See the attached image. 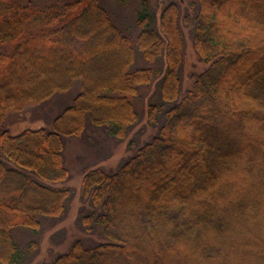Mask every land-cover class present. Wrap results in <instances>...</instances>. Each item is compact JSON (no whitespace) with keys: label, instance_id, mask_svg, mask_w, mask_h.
<instances>
[{"label":"trees","instance_id":"trees-1","mask_svg":"<svg viewBox=\"0 0 264 264\" xmlns=\"http://www.w3.org/2000/svg\"><path fill=\"white\" fill-rule=\"evenodd\" d=\"M51 1L0 0V128L83 83L54 131H2L0 264H28L35 244L21 248L13 231L39 234L40 218L59 217L75 197L56 187L70 178L64 138L88 120L123 138L141 118L135 99L154 88L147 109L158 135L80 187L90 209L79 222L104 241L76 242L52 264H264V0L193 3L183 22L207 68L185 93L178 5L158 18L140 0L134 43L99 0ZM137 51L164 67L134 69Z\"/></svg>","mask_w":264,"mask_h":264},{"label":"rangeland","instance_id":"rangeland-1","mask_svg":"<svg viewBox=\"0 0 264 264\" xmlns=\"http://www.w3.org/2000/svg\"><path fill=\"white\" fill-rule=\"evenodd\" d=\"M37 6H47L51 0H25ZM151 10L159 18L163 9L171 3L181 8V25L184 29L185 63L181 68L182 90H190L195 80L206 70L207 66L197 55L194 48L192 26H186L183 18L189 14L196 0H147ZM102 8L107 12L113 24L135 43L142 28L138 25V14L141 8L140 0H99ZM194 8L191 10L193 14ZM193 18V15H191ZM138 52V53H137ZM134 69L162 68L164 61L148 64L142 53L137 51ZM156 80L154 84L156 85ZM158 83V82H157ZM83 89L81 80H76L70 90L55 95L51 100L42 104L30 106L24 112L10 115L2 131L10 135H19L26 130L47 129L54 131L57 118L68 109L80 95ZM155 92L154 89H144L140 98L135 99V108L140 121L132 125L123 138H115L108 134L105 126H96L89 120L82 135L64 138L65 167L69 172V180L56 187L73 189L75 197L66 205L62 215L57 218H40V233L34 234L27 229H15L13 235L21 248L35 244V250L30 254L28 264H52L60 255L67 254L72 246L81 241L84 245H96L104 241L98 229L87 232L79 222L81 214L89 210V205L81 202L80 187L84 177L92 170L102 169L113 173L126 161L134 157L137 152L158 135L159 128L153 125L148 117L147 101ZM0 159L3 156L0 153Z\"/></svg>","mask_w":264,"mask_h":264}]
</instances>
